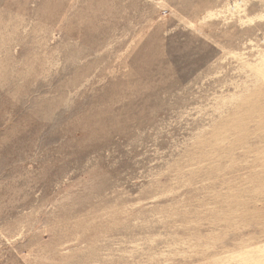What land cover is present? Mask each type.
<instances>
[{
	"label": "rangeland",
	"instance_id": "obj_1",
	"mask_svg": "<svg viewBox=\"0 0 264 264\" xmlns=\"http://www.w3.org/2000/svg\"><path fill=\"white\" fill-rule=\"evenodd\" d=\"M0 264H264V0H0Z\"/></svg>",
	"mask_w": 264,
	"mask_h": 264
}]
</instances>
